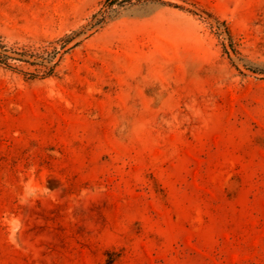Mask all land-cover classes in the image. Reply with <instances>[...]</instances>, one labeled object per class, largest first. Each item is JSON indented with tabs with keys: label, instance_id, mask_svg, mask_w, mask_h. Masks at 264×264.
Instances as JSON below:
<instances>
[{
	"label": "rangeland",
	"instance_id": "374dc122",
	"mask_svg": "<svg viewBox=\"0 0 264 264\" xmlns=\"http://www.w3.org/2000/svg\"><path fill=\"white\" fill-rule=\"evenodd\" d=\"M0 58V264H264V0H0Z\"/></svg>",
	"mask_w": 264,
	"mask_h": 264
},
{
	"label": "trees",
	"instance_id": "16d2710c",
	"mask_svg": "<svg viewBox=\"0 0 264 264\" xmlns=\"http://www.w3.org/2000/svg\"><path fill=\"white\" fill-rule=\"evenodd\" d=\"M65 41H67V40H65ZM0 63H1V64H5V63H4V61H2V59H1V58H0Z\"/></svg>",
	"mask_w": 264,
	"mask_h": 264
}]
</instances>
